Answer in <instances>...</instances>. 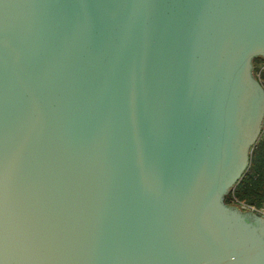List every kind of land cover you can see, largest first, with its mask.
Segmentation results:
<instances>
[{
	"label": "water",
	"instance_id": "obj_1",
	"mask_svg": "<svg viewBox=\"0 0 264 264\" xmlns=\"http://www.w3.org/2000/svg\"><path fill=\"white\" fill-rule=\"evenodd\" d=\"M257 57L264 0H0V264H264Z\"/></svg>",
	"mask_w": 264,
	"mask_h": 264
},
{
	"label": "trees",
	"instance_id": "obj_2",
	"mask_svg": "<svg viewBox=\"0 0 264 264\" xmlns=\"http://www.w3.org/2000/svg\"><path fill=\"white\" fill-rule=\"evenodd\" d=\"M255 74H261L264 81V58L254 61ZM236 200L247 204L262 206L264 204V139L253 150L251 166L235 189L226 196L229 204Z\"/></svg>",
	"mask_w": 264,
	"mask_h": 264
},
{
	"label": "built area",
	"instance_id": "obj_3",
	"mask_svg": "<svg viewBox=\"0 0 264 264\" xmlns=\"http://www.w3.org/2000/svg\"><path fill=\"white\" fill-rule=\"evenodd\" d=\"M258 76H259V78H260V80H261V82H262V84L264 86V81H263V78L261 77V74H259ZM263 139H264V128H263L262 133H261V136H260V142ZM253 150H254V148H253ZM252 155H253V152H252ZM236 203L239 204L240 206H244L246 208L252 209V210H254L256 212H259V213H261V214L264 215V204L262 206H256V205H252V204H247V203H244V202H240L238 200H236Z\"/></svg>",
	"mask_w": 264,
	"mask_h": 264
},
{
	"label": "rangeland",
	"instance_id": "obj_4",
	"mask_svg": "<svg viewBox=\"0 0 264 264\" xmlns=\"http://www.w3.org/2000/svg\"><path fill=\"white\" fill-rule=\"evenodd\" d=\"M234 202H235V200H234ZM236 203V202H235ZM255 213V212H254Z\"/></svg>",
	"mask_w": 264,
	"mask_h": 264
}]
</instances>
